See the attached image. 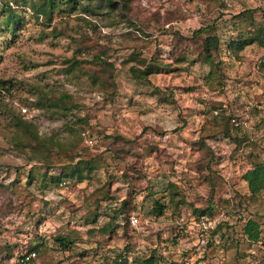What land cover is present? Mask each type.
<instances>
[{"label": "rangeland", "instance_id": "obj_1", "mask_svg": "<svg viewBox=\"0 0 264 264\" xmlns=\"http://www.w3.org/2000/svg\"><path fill=\"white\" fill-rule=\"evenodd\" d=\"M3 1L21 18L0 29V264L34 245L32 264H264V191L243 178L264 161V46L230 48L264 25V0L50 18ZM204 26L212 64L191 37Z\"/></svg>", "mask_w": 264, "mask_h": 264}, {"label": "trees", "instance_id": "obj_2", "mask_svg": "<svg viewBox=\"0 0 264 264\" xmlns=\"http://www.w3.org/2000/svg\"><path fill=\"white\" fill-rule=\"evenodd\" d=\"M12 1L16 5L22 3V5L29 6L32 9V11L36 14V16L42 15L48 18H50L54 10H56L58 6H62V4L71 10H75L78 7H81L83 10L86 9L89 10L90 12H94L95 9H99L101 6L102 7L105 6L111 10L116 9L114 3L115 0H12ZM0 2H1L0 15L3 17L2 22L0 23V29L10 30L12 33H15L21 17L17 13V11L12 7V5L9 4V2L3 0H0ZM191 37H194L196 39L198 38L200 40L199 55L203 58V61L205 63L212 64L214 56L220 54L221 51L220 37L217 34H211L209 32L208 26H204L193 30ZM251 42H258V44L264 46V25L258 27V29L253 30L249 36L234 41L233 42L234 44H231L230 48L234 49L239 47L241 49L246 43H251ZM100 63H102V60L100 61ZM4 84L5 83H3L0 80V85H4ZM23 124L28 127L29 123L28 124L23 123ZM28 128L30 129V127ZM32 139L33 140L38 139L37 132L32 133ZM38 142H40V140H38ZM49 169H54V168L49 166L46 172L49 171ZM30 175L31 172L29 171L28 176ZM76 175L78 177L82 176V174H80V171H78L76 168L73 169L68 174L69 177H74ZM243 178L247 182L248 189L251 192V194L255 195L264 191V161L258 159L256 161H253L250 168H248L244 172ZM45 179L49 181H56V183L58 182L57 181L58 178L56 179L52 174L46 176ZM155 208L158 210L159 214H162L163 205L156 202ZM57 239L61 242V244L66 245L65 238L59 237ZM37 249H38L37 245L30 247L27 250L26 254H21L20 259L25 257L30 252L34 251L36 253ZM153 263H154V256H150L142 261V264H153ZM18 264H22L20 260Z\"/></svg>", "mask_w": 264, "mask_h": 264}, {"label": "built area", "instance_id": "obj_3", "mask_svg": "<svg viewBox=\"0 0 264 264\" xmlns=\"http://www.w3.org/2000/svg\"><path fill=\"white\" fill-rule=\"evenodd\" d=\"M137 221H138L137 218L135 216H133L132 222L137 223ZM34 258H35V252L33 251V252H30L29 254H27L25 257L21 258L20 262L22 264H32V259H34Z\"/></svg>", "mask_w": 264, "mask_h": 264}]
</instances>
